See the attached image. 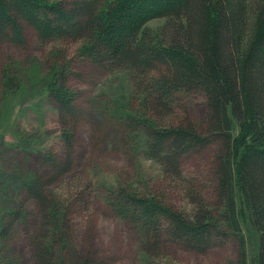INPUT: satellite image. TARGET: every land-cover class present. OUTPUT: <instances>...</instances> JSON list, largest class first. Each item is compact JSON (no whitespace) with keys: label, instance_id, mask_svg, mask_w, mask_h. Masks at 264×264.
Wrapping results in <instances>:
<instances>
[{"label":"trees","instance_id":"trees-1","mask_svg":"<svg viewBox=\"0 0 264 264\" xmlns=\"http://www.w3.org/2000/svg\"><path fill=\"white\" fill-rule=\"evenodd\" d=\"M156 18L163 23L153 30L147 23ZM22 23L43 41L82 42L79 54L87 61L105 71L128 70L144 93L142 117L129 116L127 125L144 132L147 154L190 195L189 209L180 211L162 197L117 190L110 203L140 229L149 256L161 255L168 241L205 252L221 245L229 229L240 232L236 186L258 235L256 264H264V0H0V47L23 41ZM0 73L1 84L9 81L16 88L1 62ZM65 77L63 72L50 86L63 124L76 119L75 96ZM191 90H201L206 98L200 125L172 109L180 93ZM65 136L69 151L62 163L27 180L28 196L35 198L42 217L35 264H56L58 243L70 238L66 208L61 211L56 199L44 194L46 177L54 173L51 178H57L72 165L73 135ZM214 143L220 150L216 201L210 205L186 179L183 164L189 154ZM19 216L16 210L1 233L10 231ZM75 262L96 263L87 255ZM237 264H245L242 235Z\"/></svg>","mask_w":264,"mask_h":264},{"label":"rangeland","instance_id":"rangeland-1","mask_svg":"<svg viewBox=\"0 0 264 264\" xmlns=\"http://www.w3.org/2000/svg\"><path fill=\"white\" fill-rule=\"evenodd\" d=\"M162 23L163 19L156 18L147 24L155 30ZM22 24L23 41L0 47V62L9 67L16 85L0 81V264H35V239L42 217L35 198L28 196L27 180L48 174L56 161L66 158V133L74 140L72 165L57 178H51L54 173L47 176L44 186V194L54 197L61 211L66 208L70 226V238L58 243L56 264H76L78 255L93 258L95 264H237L240 235L245 264H256L258 235L236 186L240 232L229 229L221 245L205 252L171 241L157 258L144 251L140 229L110 203L118 189L162 197L164 204L180 211L190 206L183 184L169 177L163 165L147 154L144 132L127 125L132 122L129 116L142 117L144 93L134 86L128 70L105 71L87 61L79 54L82 42L43 41L32 27ZM63 72L75 96L76 119H68L66 124L50 93L52 82L59 81ZM179 96L172 109L200 125L205 114L204 93L191 90ZM219 150V143H214L189 154L183 164L186 179L206 195L210 205L216 201L214 170ZM16 210L18 220L10 231L1 233Z\"/></svg>","mask_w":264,"mask_h":264}]
</instances>
